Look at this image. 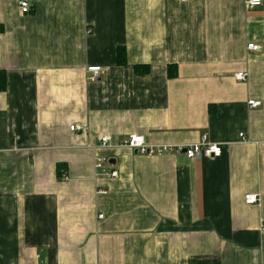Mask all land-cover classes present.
<instances>
[{
    "label": "crops",
    "instance_id": "crops-1",
    "mask_svg": "<svg viewBox=\"0 0 264 264\" xmlns=\"http://www.w3.org/2000/svg\"><path fill=\"white\" fill-rule=\"evenodd\" d=\"M29 2L0 0V264H264V0ZM132 134L223 154L119 146Z\"/></svg>",
    "mask_w": 264,
    "mask_h": 264
},
{
    "label": "built area",
    "instance_id": "built-area-1",
    "mask_svg": "<svg viewBox=\"0 0 264 264\" xmlns=\"http://www.w3.org/2000/svg\"><path fill=\"white\" fill-rule=\"evenodd\" d=\"M185 1V0H182ZM247 4L250 6H259L262 4V0H246ZM21 9L23 12L27 13L31 9L29 0H20ZM248 50L261 51L262 46L257 43L250 42L247 44ZM88 72L90 73L89 79L91 81H96L100 77L101 67L100 66H90L88 67ZM236 78L240 81H246L248 78V73L246 71H241L236 74ZM248 103L252 107H258L262 104V101L258 99H250ZM72 130H84L85 126L80 123H75L71 125ZM243 137L244 133H240ZM101 146H111V137L109 135H104L100 139ZM119 146H126L131 149L136 150L139 153L146 155L164 154L172 152H185L188 158L196 157H220L223 154V146L218 142H210L207 140V135H204L202 139L198 142L189 144H150L146 141L144 135L132 134L123 142H120ZM95 168L98 176H106L110 178H117L119 176V171L115 168L112 162V157L110 155L98 156L95 161ZM67 178V175H63ZM100 193H107L105 189L99 191ZM245 201L248 204H257L260 202V196L257 193H248L245 195Z\"/></svg>",
    "mask_w": 264,
    "mask_h": 264
},
{
    "label": "trees",
    "instance_id": "trees-1",
    "mask_svg": "<svg viewBox=\"0 0 264 264\" xmlns=\"http://www.w3.org/2000/svg\"><path fill=\"white\" fill-rule=\"evenodd\" d=\"M4 31V25L0 23V32ZM117 63L118 65L127 64V51L125 46H119L117 49ZM134 70L137 74H147L151 67L149 64H135ZM178 73L177 64L173 63L168 66V76L175 77ZM7 87V73L4 70H0V91L5 90ZM214 111V108H211ZM67 168V164L62 162L57 165V171L59 177L62 171Z\"/></svg>",
    "mask_w": 264,
    "mask_h": 264
},
{
    "label": "bare ground",
    "instance_id": "bare-ground-1",
    "mask_svg": "<svg viewBox=\"0 0 264 264\" xmlns=\"http://www.w3.org/2000/svg\"><path fill=\"white\" fill-rule=\"evenodd\" d=\"M20 7H21V5H20ZM22 8V7H21ZM23 12V11H22ZM25 13V12H24Z\"/></svg>",
    "mask_w": 264,
    "mask_h": 264
}]
</instances>
